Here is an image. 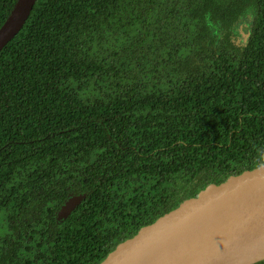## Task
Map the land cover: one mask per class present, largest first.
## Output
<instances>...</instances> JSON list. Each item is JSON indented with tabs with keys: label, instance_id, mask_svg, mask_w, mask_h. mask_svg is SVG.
<instances>
[{
	"label": "trees",
	"instance_id": "16d2710c",
	"mask_svg": "<svg viewBox=\"0 0 264 264\" xmlns=\"http://www.w3.org/2000/svg\"><path fill=\"white\" fill-rule=\"evenodd\" d=\"M262 165L264 0H37L0 51V264H100Z\"/></svg>",
	"mask_w": 264,
	"mask_h": 264
},
{
	"label": "water",
	"instance_id": "95a60500",
	"mask_svg": "<svg viewBox=\"0 0 264 264\" xmlns=\"http://www.w3.org/2000/svg\"><path fill=\"white\" fill-rule=\"evenodd\" d=\"M37 0H17L0 28V51L22 30ZM84 196L69 198L65 220ZM264 165L210 184L141 228L100 264H256L264 261ZM246 260V262H242Z\"/></svg>",
	"mask_w": 264,
	"mask_h": 264
},
{
	"label": "bare ground",
	"instance_id": "6f19581e",
	"mask_svg": "<svg viewBox=\"0 0 264 264\" xmlns=\"http://www.w3.org/2000/svg\"><path fill=\"white\" fill-rule=\"evenodd\" d=\"M264 253V247L262 249H260V251H258L257 253H254V256H257L259 254H263ZM243 263L246 262V260L242 261Z\"/></svg>",
	"mask_w": 264,
	"mask_h": 264
}]
</instances>
